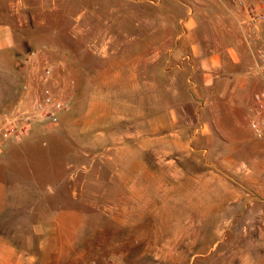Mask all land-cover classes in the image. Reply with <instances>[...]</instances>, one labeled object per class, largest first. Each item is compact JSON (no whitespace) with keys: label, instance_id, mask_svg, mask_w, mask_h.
<instances>
[{"label":"rangeland","instance_id":"374dc122","mask_svg":"<svg viewBox=\"0 0 264 264\" xmlns=\"http://www.w3.org/2000/svg\"><path fill=\"white\" fill-rule=\"evenodd\" d=\"M174 3L171 0H0L1 9L11 12L15 22H22L19 31L24 36L25 57L31 49L46 50L54 65L55 86L71 100L70 108L61 113L56 125L35 126L29 134L7 140L0 151V177L13 180L14 195L25 194L27 198L33 189L40 191L41 197L51 205L62 206L66 202L73 209L86 211L83 224L73 220L71 253L66 257L59 255L61 261L55 264H105L110 259L116 264H264V211H261L264 198L258 197L246 183L248 178H258L264 172V145L244 144L242 148L243 144L227 141L230 134L224 133L219 134L221 139L211 148V128L208 132L194 133L196 138H192L195 105L189 99L185 73L176 72L178 68L174 66L176 69L168 67L167 75L161 74L167 55L157 51L159 47L173 45V36L180 30L181 7ZM108 47L117 48L112 56L121 59L139 56L128 54L129 51L152 49L151 107L177 105L184 129L181 150L173 153L165 149L168 154L162 150L158 155L152 150L151 157L163 164L153 162L151 168L156 175L179 170L183 174L185 197L136 199L129 215L133 219L143 218L145 209L151 208L163 210L161 216L166 217L164 209L175 208L179 220L189 221L190 225L193 219L194 227L156 231L117 227L112 211L127 199L112 196L116 186L111 175L127 173L125 164L131 152L127 147L118 148L122 145L119 140H111L113 125L127 127V118L118 119L111 113L126 111L131 102L127 93H119L126 92L121 84L123 79L100 84L97 71L111 65L103 64L104 54L99 53ZM129 47L135 50H128ZM131 65L124 61L115 68H131ZM143 67L142 63L136 65L141 71ZM144 88L137 85L135 89ZM133 97L139 101L137 107L142 108L145 94L136 93ZM10 108L0 107V114ZM102 126H106L109 147L115 146L114 150H101L98 128ZM249 136L255 139L250 133ZM173 154L177 155L176 163L165 164ZM146 156H149L147 152ZM114 162L119 165H113ZM28 181H32L31 189ZM49 184L59 192L58 197H48ZM99 185L103 190H99ZM191 188L194 196L187 197ZM145 202L149 203L144 205ZM128 206L120 207L128 211ZM152 234L156 241L179 243L171 249L177 252L164 255L165 246H145L144 241ZM41 241L45 247L46 239Z\"/></svg>","mask_w":264,"mask_h":264},{"label":"crops","instance_id":"0c3cea01","mask_svg":"<svg viewBox=\"0 0 264 264\" xmlns=\"http://www.w3.org/2000/svg\"><path fill=\"white\" fill-rule=\"evenodd\" d=\"M171 1L181 7L180 30L173 36V45L159 47L157 51L167 55L161 74L167 75L168 67L174 66L178 68L174 67L176 72L185 73L189 99L195 105L193 117L196 120L191 122L192 138H196L194 133L208 132L211 128V148L221 139L219 134L224 133L230 134L227 141L243 144L242 148L244 144L264 145V137H255L249 125L253 95L264 89V71L260 69L259 60V50L264 47V21L257 25L245 23L242 8L231 3V0ZM254 1L264 10V0ZM20 28H23L22 22H15L12 13L2 10L0 4V107L4 110L12 107L16 101L22 82L21 72L26 69L23 65L25 52L22 50L25 42ZM133 49L135 47H129L128 50ZM106 50L99 54H104L101 55L103 64H110L111 68L97 71L100 84H113L116 79H123L121 84L126 92L119 93H127L128 101L131 102L126 111L120 109L111 113L112 117L118 119L127 118L126 128L121 125L112 126L111 140H119L122 145L117 147H127L131 152L125 164L128 166L127 173L111 175L113 185L116 186L112 196L127 199V202H119L112 211L117 227L148 231L194 227L193 219L190 225L189 221L179 220L175 208L164 209L166 217L161 216L163 210L153 211L151 208L148 211L144 208L143 218L133 219L129 215V208L136 205V199L175 200L185 197L183 174L179 170L156 175L151 168L153 162L163 164L160 159L151 157L152 150L157 151L156 155L162 150L168 154L165 149L173 153L181 150L184 129L179 120L177 105L175 108L167 105H162L161 109L151 107L152 49L143 47L142 51H129L128 54L139 56H127L125 59L112 56L117 50L115 47ZM124 61L132 63L131 68H115L116 64ZM141 63L143 71L136 68ZM137 85L145 88L136 91ZM141 92L145 94V101L143 107L138 108L139 101L136 102L133 96ZM118 128L120 130L117 132ZM98 129H101L98 131L102 136L99 137L101 150H114L115 146L109 147L110 137H107L106 126ZM116 133L118 139L114 137ZM146 152L149 156H146ZM176 156L173 154L167 157L165 164L176 163ZM117 160L121 162L119 158ZM112 164L119 165L115 162ZM97 181L100 184V179ZM28 182L31 185L27 186L31 189L32 181ZM12 183L10 178L0 177V264H55L61 261L59 255L66 257L71 253L73 220L83 224L86 211L73 209L66 202L62 206L51 205L41 197L40 191L34 192L33 189L28 192L27 198L25 194L14 195L16 190ZM246 183L254 188L258 197L264 198V172H260L258 178H248ZM48 190V197L59 196L54 186L49 184ZM193 191L192 188L188 189L187 197H193ZM123 205H129L128 211L120 207ZM154 238L153 234L147 237L144 245L165 246L167 250L164 255L177 252L171 249L178 247L179 243L156 241ZM42 239L47 241L45 247Z\"/></svg>","mask_w":264,"mask_h":264},{"label":"built area","instance_id":"2783aa9c","mask_svg":"<svg viewBox=\"0 0 264 264\" xmlns=\"http://www.w3.org/2000/svg\"><path fill=\"white\" fill-rule=\"evenodd\" d=\"M231 3L242 8L245 23L257 25L264 21V10L256 1L231 0ZM259 60L260 69L264 71V47L259 50ZM23 65L26 69L18 97L8 112L0 114V151L7 140H17L35 126L56 125L61 113L71 105L69 95H64L55 86L54 65L46 50L31 49ZM249 125L255 137H264V89L253 95ZM105 264H116V261L110 259Z\"/></svg>","mask_w":264,"mask_h":264}]
</instances>
